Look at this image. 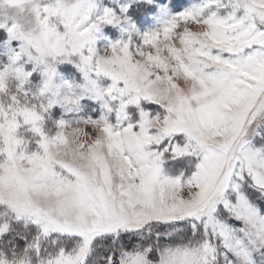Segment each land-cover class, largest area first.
I'll use <instances>...</instances> for the list:
<instances>
[{"label":"snow or ice","instance_id":"1","mask_svg":"<svg viewBox=\"0 0 264 264\" xmlns=\"http://www.w3.org/2000/svg\"><path fill=\"white\" fill-rule=\"evenodd\" d=\"M0 264H264V0H0Z\"/></svg>","mask_w":264,"mask_h":264},{"label":"rangeland","instance_id":"2","mask_svg":"<svg viewBox=\"0 0 264 264\" xmlns=\"http://www.w3.org/2000/svg\"><path fill=\"white\" fill-rule=\"evenodd\" d=\"M64 71H67V69H64Z\"/></svg>","mask_w":264,"mask_h":264}]
</instances>
